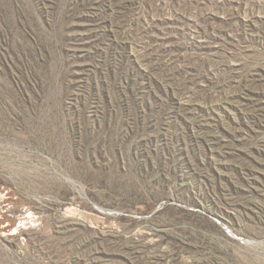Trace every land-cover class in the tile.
<instances>
[{"label": "rangeland", "instance_id": "rangeland-1", "mask_svg": "<svg viewBox=\"0 0 264 264\" xmlns=\"http://www.w3.org/2000/svg\"><path fill=\"white\" fill-rule=\"evenodd\" d=\"M0 264H264V0H0Z\"/></svg>", "mask_w": 264, "mask_h": 264}, {"label": "trees", "instance_id": "trees-1", "mask_svg": "<svg viewBox=\"0 0 264 264\" xmlns=\"http://www.w3.org/2000/svg\"><path fill=\"white\" fill-rule=\"evenodd\" d=\"M227 5H228V4H226V6H227ZM226 6H221V7H222V9H223V8H225ZM215 16H216V15H215ZM216 18L218 19V17H217V16H216Z\"/></svg>", "mask_w": 264, "mask_h": 264}]
</instances>
